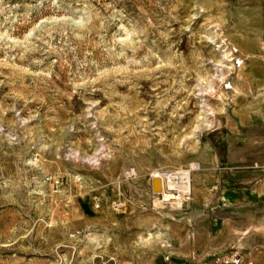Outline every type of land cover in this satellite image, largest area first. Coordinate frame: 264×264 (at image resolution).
<instances>
[{"label":"rangeland","instance_id":"rangeland-1","mask_svg":"<svg viewBox=\"0 0 264 264\" xmlns=\"http://www.w3.org/2000/svg\"><path fill=\"white\" fill-rule=\"evenodd\" d=\"M157 170L184 171L181 208ZM243 186L264 191V0H0V264H169L175 214Z\"/></svg>","mask_w":264,"mask_h":264},{"label":"crops","instance_id":"crops-1","mask_svg":"<svg viewBox=\"0 0 264 264\" xmlns=\"http://www.w3.org/2000/svg\"><path fill=\"white\" fill-rule=\"evenodd\" d=\"M208 189L212 191L213 186ZM252 196L245 186L222 190L208 199L210 206L176 213L177 225L169 224L172 230L165 233L167 262L264 264V225L251 217V207L264 202L263 189ZM253 227L258 232H251Z\"/></svg>","mask_w":264,"mask_h":264},{"label":"built area","instance_id":"built-area-1","mask_svg":"<svg viewBox=\"0 0 264 264\" xmlns=\"http://www.w3.org/2000/svg\"><path fill=\"white\" fill-rule=\"evenodd\" d=\"M183 172L184 171H154L151 176L152 178H160L163 184V190L160 193H156L161 202L175 203L178 207L181 208V203L184 201V195L186 194L183 189V183L179 184L177 178L182 179L183 181Z\"/></svg>","mask_w":264,"mask_h":264},{"label":"bare ground","instance_id":"bare-ground-1","mask_svg":"<svg viewBox=\"0 0 264 264\" xmlns=\"http://www.w3.org/2000/svg\"><path fill=\"white\" fill-rule=\"evenodd\" d=\"M185 175V174H184ZM182 176V178H183V181H182V179H181V177L180 178H177L178 180H179V184H181V183H183L184 185H183V188H184V190L185 189H189L190 188V183H189V181L187 180V176ZM157 179H159L160 180V182H161V184H162V181H161V179L160 178H157ZM162 190H163V184H162ZM162 192V191H161ZM186 192H187V190H186ZM189 192V191H188ZM160 193V192H159Z\"/></svg>","mask_w":264,"mask_h":264},{"label":"water","instance_id":"water-1","mask_svg":"<svg viewBox=\"0 0 264 264\" xmlns=\"http://www.w3.org/2000/svg\"><path fill=\"white\" fill-rule=\"evenodd\" d=\"M152 184L154 193H159L162 191V184L159 179H152Z\"/></svg>","mask_w":264,"mask_h":264}]
</instances>
